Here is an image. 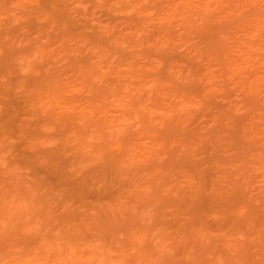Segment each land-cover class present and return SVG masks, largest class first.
<instances>
[{"label": "rangeland", "instance_id": "1", "mask_svg": "<svg viewBox=\"0 0 264 264\" xmlns=\"http://www.w3.org/2000/svg\"><path fill=\"white\" fill-rule=\"evenodd\" d=\"M36 51L70 55L25 73ZM129 82L152 109L114 134ZM0 198L43 201L0 221V252L38 231L115 264H264V0H0Z\"/></svg>", "mask_w": 264, "mask_h": 264}, {"label": "clouds", "instance_id": "2", "mask_svg": "<svg viewBox=\"0 0 264 264\" xmlns=\"http://www.w3.org/2000/svg\"><path fill=\"white\" fill-rule=\"evenodd\" d=\"M135 8L128 10L127 14L135 12ZM151 15V13H149ZM69 53H61L60 57H54L47 51H36L31 56L22 59L25 64L24 72L27 73L45 61L57 58H67ZM121 79H127L122 77ZM155 95L154 85L145 83L136 86L134 83H126L121 94L115 98L107 109V120L111 131L119 133L125 124L132 122L141 123L152 109L151 98ZM141 97H144L143 101ZM136 105V107H133ZM195 107L194 102L178 100L175 107L171 105L162 110L167 115L180 114ZM155 118V113H153ZM27 205L14 204L11 202L0 203V221H7L21 212L27 211ZM26 235L35 237V246L25 248L23 245H13L0 252V264H115L111 259L113 253L108 252L99 242L89 243L83 246L66 244L63 242L47 239L38 231Z\"/></svg>", "mask_w": 264, "mask_h": 264}, {"label": "bare ground", "instance_id": "3", "mask_svg": "<svg viewBox=\"0 0 264 264\" xmlns=\"http://www.w3.org/2000/svg\"><path fill=\"white\" fill-rule=\"evenodd\" d=\"M241 140H242V139H241ZM244 140H245V139H244ZM247 140H249V139H246V144H247ZM237 141H238V140H237ZM250 141H252L251 143H253V140H252V139H250ZM250 141H248L249 144H251ZM239 142H240V141H239ZM239 142H238V143H239ZM238 143H237V144H238ZM244 143H245V141H244L242 144L244 145ZM240 144H241V142H240ZM63 165H64V164H63ZM190 165H191V164H189V165L187 166V168H188ZM64 166H65V165H64ZM191 166H192V165H191ZM191 166H190V167H191ZM62 167H63V166H62ZM183 167H184V166H182V168H183ZM192 167H194V166H192ZM192 167H191V169H192V172H191V173L193 174V172H195V171L197 172V170H196V167H194V168H192ZM62 169H64V167H63ZM64 170H65V169H64ZM106 170H108V169H106ZM109 170H110V171H109ZM109 170L106 171V173H105V170H104V171L102 170L104 173L101 171L100 176L103 174L104 177H105V176L107 177V176L110 174V172H111V176L114 175L115 170L110 169V168H109ZM111 170H112L113 172H112ZM185 170H187V169L185 168ZM183 171H184V170H183ZM190 171H191V170H190V168H189V172H190ZM108 172H109V173H108ZM116 172H117V170H116ZM116 172H115V174H116ZM189 172H188V173H189ZM196 172H195V173H196ZM63 173H64V172L62 171V175H63ZM107 173H108V174H107ZM106 174H107V175H106ZM190 175H191V174H190ZM195 175H196V174H195ZM103 176H102V177H103ZM106 177H105V178H106ZM103 179H104V178H103ZM107 179H108V178L104 179V181L107 180ZM107 181H108V182H109V181L112 182V178H111V180L108 179ZM107 181H105L104 183H107ZM110 182H109V183H110ZM107 184H108V183H107ZM84 185H88V184L85 182ZM148 187H149V186H148ZM148 187H147V188H148ZM147 188H145V190L147 191V192H145V195H146V196L149 195L147 198H150V197H151V198H152V197L154 198L155 194H153V193H152L153 195L150 194V193H151L150 190H152L153 187H150V188H148V189H147ZM17 189H18V188H17ZM22 189H23V188H22ZM154 189H155V188H153L152 191H153L154 193H155V192L157 193V191L154 190ZM20 190H21V187H20ZM11 192H13V191H11ZM14 192H15V190H14ZM19 192L21 193V191H19ZM19 192H18V193H19ZM78 192H79V191H78ZM78 192L75 193V194L77 195ZM149 192H150V193H149ZM15 193H16V192H15ZM20 193H19V194H20ZM23 193L25 194V192H23V190H22V196H24ZM147 193H148V194H147ZM82 194H83V193H82ZM4 195L6 196V193H4ZM4 195H3V196H4ZM7 195H8V194H7ZM11 195H12V194H11ZM79 195H80V193H79ZM79 195L76 196V197L80 198V200H83L84 198H81L83 195H82V196L80 195L81 197H79ZM16 196H17V195H16ZM19 196H20V195H19ZM41 196H42V195H41ZM11 197L13 198V196H11ZM17 197H18V196H17ZM17 197L14 196L13 199L16 200L15 198H17ZM38 197L40 198V195H39ZM83 197H84V196H83ZM157 197H158V196H157ZM12 198H11V200H9V201H11V203L14 202V200H13ZM24 198H26V197L24 196ZM39 198H38V200H37L36 198H33V199H35V200L33 201V203H34V202H36V203L38 202V203H39V201H40L39 204L43 203V201H41V199L43 200V196H42L41 199H39ZM0 199H1V198H0ZM5 199H6V198H5ZM5 199L2 198V200H5ZM12 200H13V201H12ZM17 200H18V202H15L14 204L20 203L19 199H17ZM165 200H166V199H165ZM5 201H6V200H5ZM5 201H2V202H5ZM9 201H6V202H9ZM21 201H24V200L22 199ZM25 201H27L29 204H32V205H33V203H31L32 199H30V200H27V199H26ZM29 201H30V202H29ZM2 202H1V203H2ZM27 202H26V204H25V203H22L21 205H27ZM156 202H158L159 205L163 204V207H162V208H163V209H162V210H163V213H162V211H161V208L159 209V210L161 211L160 213H159L158 211L156 212L157 220H158V218H160L159 220H161L162 217H164L165 214H166V212L164 213V210L166 209L165 206H164V200L161 201V204H160V200H159V201H156ZM175 202H176V201H175ZM182 202H184V201H182ZM182 202H181V203H182ZM188 202H189V201H188ZM158 203H157V204H158ZM168 203H169V202H168ZM189 203H190V202H189ZM189 203H188V204H189ZM29 204H28V205H29ZM169 204H170V203H169ZM169 204H168V205H169ZM183 204H184V203H183ZM183 204H181L182 207L180 206V207H181L180 210H182V208L185 207L187 203H185V206H183ZM166 205H167V204H166ZM168 205H167V206H168ZM170 205H172V202H171ZM173 205H174V204H173ZM178 206H179V205H178ZM30 207H31V206H30ZM168 207H169V206H168ZM168 207H167V208H168ZM170 207H171V206H170ZM170 207H169V208H170ZM190 207H191V206H190ZM33 208H34V207H32V209H33ZM32 209H31V211H32ZM170 209H171V208H170ZM186 209H187V208H186ZM33 210H34V209H33ZM172 210H173V209H172ZM192 210H193V209H192ZM241 210H242V209H241ZM166 211H167V210H166ZM170 211H171V210H170ZM184 211H186V210H184ZM189 211H190V210H189ZM194 211H195V210H194ZM199 211H200V210H199ZM210 211H211V210H210ZM231 211H233V210L231 209V210L227 211V213L231 215L230 218L232 217V214H233ZM168 212H169V211H168ZM168 212H167V213H168ZM230 212H231L232 214H231ZM233 212L236 213V211H233ZM242 212H243V211H242ZM158 213H159V215H157ZM241 214H242V213H241ZM22 215H23V214H22ZM160 215H163V216H160ZM198 215H200V217H201V215H202V214H201V211L199 212ZM236 215H237V214H236ZM236 215H235V216H236ZM16 216H17V215H16ZM18 216H20V215H18ZM156 216H155V217H156ZM202 216H203V215H202ZM235 216H234V214H233V218H234ZM242 216H243V215H242ZM70 217H71V216H70ZM191 217H192V216H191ZM200 217H198L196 214H195V216H194V222H195V223H194V224H195L194 227H197V228L199 227L198 231H199V230L201 229V227H203L204 224H205V223H202V220H201V218H203V217H201V218H200ZM235 218H236V217H235ZM235 218H234L233 220H235ZM260 218H262V217H260ZM260 218L258 219V222H259ZM129 219H130V218H129ZM231 219H232V218H231ZM237 219H238V218H237ZM237 219H236V220H237ZM127 220H128V219H127ZM159 220H158L157 222L160 223ZM116 221H117V220H116ZM130 221H132V220H130ZM133 221H135V220H133ZM137 221H138V220H137ZM154 221L156 222V220H154ZM203 221H204V220H203ZM231 221H232V220H231ZM261 221H262V223H261ZM263 221H264V219L260 220V222H259L260 227L263 226V224H264ZM106 222H107V225H109V224L111 223V224H110L111 227H112V225H114L113 223H116V222H113V221H111V220H110V223H108V221H106ZM127 222L130 223L129 221H127ZM127 222H126V223H127ZM135 222H136V221H135ZM138 222H140V221H138ZM155 222H153V223H155ZM157 222H156V223H157ZM117 223H118V221H117ZM260 223H261V224H260ZM122 224H124V222H122ZM138 224H139V223H138ZM117 225H118V224H115V225L113 226V228L117 227ZM119 225H120V221H119ZM119 225H118V227H119ZM141 225H142V224H141ZM155 225H156V224H155ZM157 225H158V223H157ZM241 225H242V224H241ZM243 225H244V224H243ZM105 226H106V225H105ZM120 226H121V225H120ZM127 226H129V225H127ZM133 226H134V225H133ZM142 226L145 227L144 225H142ZM103 227H104V226H103ZM111 227H110V228H111ZM146 227L149 228L150 226L148 225V226H146ZM194 227H193L192 230H194ZM121 228H122V227H121ZM125 228H127V227H125ZM136 228H137V227H136ZM136 228H135V229H136ZM191 228H192V227H191ZM222 228H223V227H222ZM104 229H105V231H106V228H104ZM111 229H112V228H111ZM122 229H124V228H122ZM128 229H129V228H128ZM130 229H131L132 231L134 230V229H132V226H131ZM139 229H141V228H139ZM145 229H146V228H145ZM158 229H159V228H158ZM158 229H157V230H158ZM161 229H162V228H161ZM163 229H164V228H163ZM195 229H196V228H195ZM147 230H148V229H147ZM153 230H154V229H153ZM166 230H167V229H166ZM168 230H169V229H168ZM102 231H103V230H102ZM109 231H110V230H109ZM116 231H117V229H116ZM119 231H120V230H119ZM136 231H137V230H136ZM136 231H135V232H136ZM141 231H142V232H145L144 229H143V230L141 229ZM178 231H179V230H178ZM195 231H197V230H195ZM117 232H118V231H117ZM137 232H138V231H137ZM137 232H136V234H137ZM146 232H147V231H146ZM118 233L120 234V232H118ZM121 233H122V232H121ZM140 233H141V232H140ZM147 233H148V232H147ZM149 233H150V232H149ZM198 233H199V232H198ZM109 234L111 235V233H109ZM112 234H114V233L112 232ZM115 234H116V233H115ZM134 234H135V233H134ZM167 234H168V233H167ZM172 234H173V232H172ZM142 235H143V234H142ZM164 235H165V234H164ZM189 235H190V234H189ZM147 236H149V235L147 234ZM190 236H191V235H190ZM104 237H106V236H104ZM104 237H102L103 240H104L105 242H107V240H108L107 237H106L105 239H104ZM111 237H112V236H111ZM128 237H129V236H128ZM140 237H141V236H140ZM150 237H151V234H150ZM187 237H188V234H187ZM187 237H186L185 240L190 239V237H189L188 239H187ZM192 237H194V236H191V238H192ZM195 237L197 238L198 236L196 235ZM145 238H146V236H145ZM162 238H163V237H162ZM109 239H110V238H109ZM192 239H193V238H192ZM199 239H200V238H199ZM73 240H74V239H73ZM111 240H112V241H113V240L115 241V239H111ZM133 240H134V239H133ZM149 240H150V238H149ZM149 240H148V241H149ZM197 240H198V239H197ZM108 241H110V240H108ZM126 241H127V239H126ZM128 241H129V239H128ZM148 241H147V242H148ZM190 241H191V240H190ZM193 241H194V239H193ZM195 241H196V240H195ZM200 241H201V239L199 240V242H200ZM133 242H134V241H133ZM191 242H192V241H191ZM197 242H198V241H197ZM197 242H196V243L194 242V243L197 244ZM111 243H112V242H111ZM113 243H114V242H113ZM124 243H125V242H124ZM135 243H136V242H135ZM145 243H146V242H145ZM186 243H187V241H186ZM186 243H185L184 246H183V244L181 243V246L184 247V249L182 248L183 250H185ZM192 243H193V242H192ZM202 243H203V242H202ZM202 243H201V244H202ZM126 244H127V243H126ZM126 244H125V245H126ZM133 244H134V243H133ZM133 244H132V243H131V244L129 243V246H130V245L132 246ZM121 245H122V243H121ZM150 245H152V244H150ZM193 245H194V244H193ZM199 245H200V244H199ZM134 246H135V245H134ZM134 246H132V247H134ZM179 246H180V245H179ZM120 247H121V246H120ZM132 247H131V248H132ZM136 247H138V246H136ZM196 247H197V246H196ZM200 247H202V246H200ZM125 248H126V247H125ZM128 249H130V248H128ZM132 249H133V248H132ZM207 249H208V248H207ZM136 250H137V249H136ZM206 251L209 252L208 250H206ZM148 252H149V251L146 250V253H148ZM150 252H151V251H150ZM199 252H201V251H199ZM199 256H200V255H198V257H199ZM199 258H200V257H199ZM245 261H247V263H248V262L250 263L251 260H250V261L245 260ZM252 261H254V260H252ZM254 263H255V261H254ZM245 264H246V262H245ZM250 264H253V262L250 263ZM255 264H256V263H255Z\"/></svg>", "mask_w": 264, "mask_h": 264}]
</instances>
